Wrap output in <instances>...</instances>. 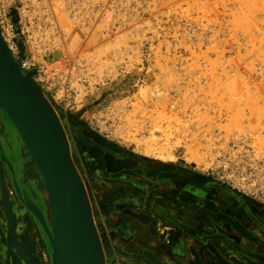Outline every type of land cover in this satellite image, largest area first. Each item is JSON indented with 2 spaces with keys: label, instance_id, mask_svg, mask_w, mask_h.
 <instances>
[{
  "label": "rangeland",
  "instance_id": "obj_1",
  "mask_svg": "<svg viewBox=\"0 0 264 264\" xmlns=\"http://www.w3.org/2000/svg\"><path fill=\"white\" fill-rule=\"evenodd\" d=\"M207 4L225 11L224 34H209L207 49L198 46L189 52H115L108 44L94 51L46 53L45 58L67 55L85 62L83 68L71 69L70 85L76 91L67 100L59 99L60 85L47 91L45 85L31 78L55 109L65 133L76 122L133 155L210 174L264 207L260 198L264 185V0H211ZM16 43L20 56H26L23 39ZM241 61L251 66L241 67ZM251 68L255 80L251 79L254 85L249 86L245 74ZM28 164L33 165L41 191L43 179L31 156ZM82 181L88 197L114 201L116 195L112 189L101 188V181L86 176ZM153 195H149L150 200ZM13 205L19 213L20 201ZM43 206L46 213V199ZM139 208L134 213L116 208L108 213L105 209L110 206L92 203L96 226L101 227L100 236L107 241L102 240L105 250L109 241L105 229L110 221L116 229L109 230L111 241L120 249L129 247L133 259L144 255V251L135 250L138 247L168 261L172 260L170 256L180 255L175 243L177 230L165 238L157 235L159 222H167L161 224L163 233L174 225L155 209ZM44 233L52 252L48 234ZM191 246L201 252L198 241ZM213 247L219 252L211 250L210 264H258L228 247L215 243ZM46 257V264H51Z\"/></svg>",
  "mask_w": 264,
  "mask_h": 264
},
{
  "label": "flooded vegetation",
  "instance_id": "obj_2",
  "mask_svg": "<svg viewBox=\"0 0 264 264\" xmlns=\"http://www.w3.org/2000/svg\"><path fill=\"white\" fill-rule=\"evenodd\" d=\"M68 130L70 154L80 177L101 181V188L112 189V194L116 195L112 202L107 198L88 197L91 211L94 202L99 207L110 206L105 209L108 213L114 208L134 213L139 204L144 210L155 209L174 225L163 233L161 224L167 222H159L157 235L165 238L172 230H177L175 243L180 255H172V260L168 261L155 257L147 248L138 247L135 250L144 251V255L140 253L141 259H133L129 256V247L120 249L114 245V240L111 241L113 234L109 230L116 229L110 221V229H105L109 239L105 250L102 240L106 239L100 236L103 231L96 226L93 216L105 264H210L211 250L219 252L213 247L214 243L264 264V207L258 202L248 201L246 194L226 186L210 174L123 151L76 122H72ZM28 161L29 155L15 126L0 109V205L3 206L0 215L1 209L4 211L0 219V264H46L43 253H47V260L51 252L43 226L25 207L29 200L46 219L45 198L34 179L33 165ZM152 192L153 200H150ZM17 199L22 206L19 213L13 205ZM194 241L202 245L201 252L191 246Z\"/></svg>",
  "mask_w": 264,
  "mask_h": 264
},
{
  "label": "built area",
  "instance_id": "obj_3",
  "mask_svg": "<svg viewBox=\"0 0 264 264\" xmlns=\"http://www.w3.org/2000/svg\"><path fill=\"white\" fill-rule=\"evenodd\" d=\"M210 1L0 0V34L22 71L47 91L60 85L59 99L67 100L76 91L70 85L71 69L83 68L85 62L67 55L45 58L46 53L94 51L108 44L115 52L207 49L206 37L225 29V11L209 8ZM208 10L218 12H204ZM17 39L25 42L26 56H20ZM252 70L245 74L249 86L254 85Z\"/></svg>",
  "mask_w": 264,
  "mask_h": 264
},
{
  "label": "water",
  "instance_id": "obj_4",
  "mask_svg": "<svg viewBox=\"0 0 264 264\" xmlns=\"http://www.w3.org/2000/svg\"><path fill=\"white\" fill-rule=\"evenodd\" d=\"M0 109L24 140L49 189V196L58 200L83 263L105 264L88 195L71 157L65 130L42 88L22 71L1 34ZM33 123H38L45 131L53 149L37 136ZM25 205L48 234L53 251V240L43 213L29 200Z\"/></svg>",
  "mask_w": 264,
  "mask_h": 264
},
{
  "label": "bare ground",
  "instance_id": "obj_5",
  "mask_svg": "<svg viewBox=\"0 0 264 264\" xmlns=\"http://www.w3.org/2000/svg\"><path fill=\"white\" fill-rule=\"evenodd\" d=\"M37 136L51 149H53L52 141L44 130L41 129L38 123L32 124ZM19 135V134H18ZM20 137V136H19ZM21 138V137H20ZM26 153L31 156L33 163H35L31 153L29 152L24 140L21 138ZM41 195L46 199V214L45 219L48 231L54 244V250L51 252L49 260L51 264H84L79 254V251L72 238L69 227L66 223L63 213L59 207V202L53 196H49V189L45 182H42ZM39 189V188H38ZM46 189V190H45ZM45 206V205H44ZM30 211V210H29ZM45 218V217H44ZM48 224V225H47Z\"/></svg>",
  "mask_w": 264,
  "mask_h": 264
}]
</instances>
